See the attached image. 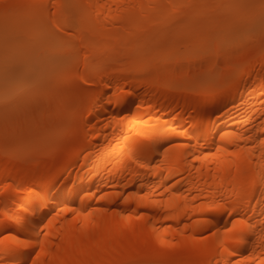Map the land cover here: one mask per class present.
I'll list each match as a JSON object with an SVG mask.
<instances>
[{
  "label": "snow or ice",
  "instance_id": "1",
  "mask_svg": "<svg viewBox=\"0 0 264 264\" xmlns=\"http://www.w3.org/2000/svg\"><path fill=\"white\" fill-rule=\"evenodd\" d=\"M112 8L119 10L121 6L82 0H59L55 4L46 0H0L6 47L8 41L38 44L46 61L44 68L30 75H19L15 66L6 67V82L10 86L0 94L6 135L10 132L26 140V145L22 149L6 139L2 153L7 161L15 160L31 167L23 176L20 171L13 175L7 167L0 175V264H264V247L255 261L251 253L239 256L240 248L256 235L257 229L264 240V119L258 126L247 120L244 123L248 127L243 130L229 128L218 133L219 141L213 139L212 150L204 151L208 144L207 132L203 128L196 132L183 124L177 125L179 115L162 124L156 117L160 130L139 128V125H148L149 120L136 121V115L128 112L99 118L98 112L95 116L91 113L103 97L98 96L93 101V109H89L90 92L85 91L99 90L104 83L103 77L97 80L90 74L97 71L95 57L106 51L105 46L114 33L131 30L128 20L133 18L132 10L138 9L144 17L149 10L157 14L148 18L142 27L143 30L158 28L161 36L154 55L135 49L129 53L133 59L128 70L147 73L153 70L154 61L159 58L182 56L190 64L193 61L196 64L195 71L189 68L183 74L187 90L205 103L223 99L234 88L239 90L240 80L245 79L242 67L258 62L264 72V0H168L164 4H129L123 6L127 17L119 11L113 14ZM21 16L25 22L23 29L19 27ZM260 89L264 95V75ZM107 91L110 107L125 103L133 94L130 86L117 85L115 92L109 86ZM40 94L48 97L46 119L36 114ZM139 107L137 105V111ZM221 107L225 112L220 113L217 108V114L227 115L226 105ZM259 107L264 117V100ZM125 120L130 124L136 121L138 127L136 136L116 141V147L126 153L128 171L132 173L125 179V185L140 172H158L161 179L156 185L158 193L148 185V191L128 192L123 200L150 205L146 211L139 212L138 218H150L154 211H160L165 220L168 214H174L179 226L172 229L168 224L165 227V232L173 231L171 239L157 234L155 242L146 238L111 250L83 246L79 254H72L60 228L54 232L53 227L66 213H75L73 220L89 219L97 209L82 210L72 204L49 209L50 190L60 184L62 178L71 177L64 176L67 167L55 173L50 169L42 170L40 156L77 147L75 163L81 170L95 175L102 157L101 150L94 148L93 143L106 129L115 130ZM194 132L196 144L193 145L187 143L186 138ZM226 137L234 138L233 143H226ZM159 139H163L167 147L158 144ZM161 148L163 156L156 159L155 154ZM190 148L194 150L189 152ZM175 149L182 150L177 154V162L194 161L192 168L201 173L204 187L176 191L174 186L180 181L175 177L171 182L163 178L162 169L173 171L168 161ZM196 151H202L203 155H197ZM222 154L232 162L224 167L223 173L218 163L217 172L213 173L211 162ZM206 160L210 162L205 176L202 161ZM73 171H77L79 178L80 170L73 168ZM182 172L191 179L187 168H180L177 176ZM241 174L245 175L243 181ZM183 178L180 176V180ZM226 178L232 189L229 195L221 191ZM255 192L260 196H254ZM157 195L159 198L153 199ZM253 199L261 205L259 213L251 204ZM111 211L127 219L132 217L131 211L119 208ZM153 231H157L155 224Z\"/></svg>",
  "mask_w": 264,
  "mask_h": 264
},
{
  "label": "bare ground",
  "instance_id": "2",
  "mask_svg": "<svg viewBox=\"0 0 264 264\" xmlns=\"http://www.w3.org/2000/svg\"><path fill=\"white\" fill-rule=\"evenodd\" d=\"M46 2L55 4L59 0H46ZM82 2L98 4L106 2L109 5H120L121 8L119 10L112 8L111 12L116 14L119 11L127 17L128 13L124 11V5L141 3L146 5L164 4L168 0H82ZM156 15L155 12L149 10L148 16L144 17L139 13L138 9L132 10L133 18L128 20L131 30L114 33L110 43L105 46L106 51L95 57L97 71L90 74L94 75L97 80H101L103 77L104 83L100 84L99 90L85 89V91L90 92L89 109H93V101L98 96H102L103 99L99 100V103L96 104L91 114L95 116L98 112L99 118L107 119L109 116L128 112L136 115V121L141 119L149 120L148 125H139V128L149 127L155 130H160V125L156 123V117L160 118V123L162 124L164 121L172 120L179 115V118L176 119L177 125L183 124L184 127L193 128L196 132H199L203 128L207 132L208 144L205 145L204 151L212 150L211 142L213 139L219 141L220 137L218 133L220 132H225L229 128L233 131L243 130L248 127L244 123L247 120H252L253 125L258 126L259 121L264 119L260 115L261 109L259 107L260 101L264 100V95H261L260 89L261 76L264 75V72L261 71L258 62L254 65L249 64L241 68L245 79L240 80L239 90L234 88L232 93L230 95L226 94L223 99L208 101L207 103L198 98L193 92L187 90L183 73L188 72L190 65L185 63L188 62L185 61L186 59L181 58L184 61L182 63L178 61L179 63H177H185L187 66L184 67L187 70L184 69L185 72H180L181 74H177L176 72L178 68L174 62V56L159 58L154 61L153 70L147 73L128 70L131 67L133 59L129 53L133 49L150 56L157 52L156 45L161 36L159 29L149 28L148 30H143L142 27L148 18H154ZM24 23L23 16H21L19 22L21 29H23ZM138 23L141 25L140 27L137 26ZM45 64V58L40 53L38 44L24 42L17 44L15 41H8L6 47L3 13L0 10V94L4 92L6 87L10 86L6 82V67L15 66L19 75H30L44 68ZM249 71L251 72V78H249ZM117 85L121 88L132 87L133 94L130 98H127L125 103L118 106L112 104L110 107L108 103L110 93L107 89L111 86L112 91L115 92ZM38 96L42 97L44 94ZM37 101L36 103H39V100ZM222 104L227 107V115H220L216 112L217 108H220V113L225 112L226 109L221 107ZM100 105L103 106L101 107ZM137 105L140 106L139 111H137ZM0 120V132H2L0 133V175L4 174L5 167H7V170L13 175H16L20 171V174L23 176L31 165L15 160H5L2 150L6 139L10 144L19 146L22 149L26 145V140L18 139L10 132L6 135V130L1 125V123H4L3 109H0ZM136 121L130 124L125 120L115 130L112 128L106 129L105 134L101 135L99 140L93 143L94 148L101 150L102 157L99 161V171L95 175L81 170V166L75 163L77 147H68L61 151H52L40 156L42 170L50 169L55 173L67 167L68 171L64 172V176L71 177L67 180L62 178L61 183L50 190L48 196L49 209H52L53 206L59 208L62 204H72L77 208H82V210L89 208L97 209L93 217L89 219L80 217L77 220H73L72 216L76 214L66 213L53 227L54 232L57 228H60L61 233L65 236L66 247L72 254H79L83 246H96L100 249L111 250L118 249L129 242H142L146 238L155 242L157 234L162 238L171 239L174 233L171 229L165 232V227L168 224L172 225V229L179 226L174 218V214H168V219L165 220L160 215V211H154L150 218H138L139 212L146 211L150 205H138L134 201L125 202L123 200V196L128 192L135 193L141 189L148 191V185H151L157 193L159 192V189L156 188L161 179L158 172H140L138 176L129 180L127 185H125V179L131 176L132 173L128 171L126 153L121 152L120 148L116 147V141L120 140L123 142L125 137L131 139L136 136L138 132ZM83 123L81 121L82 125ZM1 126L5 132L2 131ZM98 130L100 129L98 128ZM195 135L196 133L194 132L193 136L186 138V142L193 145L196 144ZM113 136H115V139ZM168 139L171 138L169 137ZM233 139L231 137L225 138L228 144L233 143ZM109 142H111V147H108ZM157 143L164 144L167 147L163 139L157 140ZM193 150L190 148L189 152ZM180 152L182 150L175 149L170 154L171 159H169L168 163L172 166L173 171L169 173L167 169H162L164 172L163 178L171 182L172 178L175 177L180 181L174 186L176 191H187L190 187H204V181L200 178L201 173L196 172L192 168L194 161H184L181 159L177 162V154ZM196 154L203 155V152L196 151ZM155 156L156 159L162 158L163 149H159ZM105 157L107 160L104 159ZM156 159L153 160V163L156 162ZM106 162H109L107 163V167H105ZM209 162V160L202 161L204 165L203 174L205 176L209 171ZM231 162L230 157L222 154L217 161L211 162V171L216 173L217 164L219 163L220 171L223 173L224 167ZM73 168L80 170L79 178H77V171H73ZM180 168H187L188 173L192 174L191 179H189L187 173L182 172L180 176L184 178L180 180V176L176 174ZM252 170L254 169H250L249 171ZM233 171H235L234 168ZM214 179L218 178L214 177ZM244 179L245 175L241 174L240 180L243 181ZM216 186L215 184L213 185L214 188ZM221 191L225 195H229L232 191L228 185L227 178ZM117 192L121 195L116 196L115 193ZM253 195L259 197L260 193L255 192ZM102 196H104L103 199H101ZM158 198V195L153 197V199ZM0 203H2V200H0ZM251 204L255 207L256 213L261 211V205L257 204L256 199H253ZM244 206L247 207V202H245ZM113 208H119L121 211H131V219H127L119 214L114 215L111 211ZM100 209H109V211H100ZM182 210L180 209V211ZM153 224L156 225V232L153 231ZM196 234L199 235L201 233L198 230ZM175 235L179 238L178 233ZM262 247H264V240L260 238V232L257 229L256 235L240 248L239 256H246L251 253L255 261L261 255ZM113 255H116V253L113 252ZM239 256L236 258H239Z\"/></svg>",
  "mask_w": 264,
  "mask_h": 264
},
{
  "label": "rangeland",
  "instance_id": "3",
  "mask_svg": "<svg viewBox=\"0 0 264 264\" xmlns=\"http://www.w3.org/2000/svg\"><path fill=\"white\" fill-rule=\"evenodd\" d=\"M175 57H177V58H175ZM181 58H183L182 56H174V62H175V64L177 65V68H178V70H176V72H177V74H181L180 72H185L184 71V69L185 70H187V68H184V67H187L186 66V64H188V65H190V67H188V69L189 68H191L193 71H195L196 69V64H195V62L193 61L191 64L189 63V61L188 60H185L184 58V60L185 61H188V62H185L184 64H177V63H179V62H183L184 60L183 59H181ZM180 60H182V61H180ZM179 61V62H178ZM174 64V65H175ZM195 69V70H194ZM186 73V72H185ZM175 74V73H174ZM184 74V73H183ZM45 96V95H44ZM44 96H42V97H39L38 96V99L37 100H39V103H36V114H37V117H39V118H42V117H44L45 119H46V117H45V115H46V113H47V110H48V97L46 98V96L44 97ZM36 100V101H37ZM38 102V101H37ZM53 103H54V101H53ZM37 104H39V105H37ZM1 121V120H0ZM4 124V123H3ZM2 123H1V125L3 126V128L5 129V124L3 125ZM2 126H1V129H2V131H4L3 130V128H2ZM5 132V131H4ZM0 133H2V132H0Z\"/></svg>",
  "mask_w": 264,
  "mask_h": 264
}]
</instances>
